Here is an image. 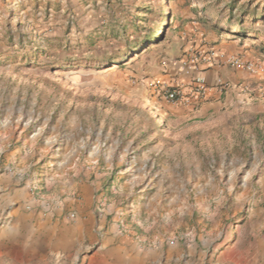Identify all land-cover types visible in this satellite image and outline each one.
<instances>
[{"label":"rangeland","instance_id":"1","mask_svg":"<svg viewBox=\"0 0 264 264\" xmlns=\"http://www.w3.org/2000/svg\"><path fill=\"white\" fill-rule=\"evenodd\" d=\"M197 21L220 23L257 72L232 87L244 98L179 123L147 88L194 54L181 33ZM112 30L143 42L113 58ZM256 34L264 0H0V264H264Z\"/></svg>","mask_w":264,"mask_h":264},{"label":"crops","instance_id":"2","mask_svg":"<svg viewBox=\"0 0 264 264\" xmlns=\"http://www.w3.org/2000/svg\"><path fill=\"white\" fill-rule=\"evenodd\" d=\"M215 21H210L208 24H202L200 22H190L183 28V33H181L182 38L186 40V48L189 47L191 51L194 53H213L214 57L210 61H200L197 63L196 67H192L189 65L188 57L192 54L182 53L179 55L178 60L176 61H167L165 66L166 70L164 74L160 73L158 79L161 82H165L168 84L179 83L182 88V93L184 95H188L191 97L189 92V83L191 78L200 74L205 78V82L208 88V94L201 100L191 99L190 103L182 104V103H171L166 105L164 100L156 94L155 89L152 87L154 82L147 83L151 85V87L147 88V93L152 101H156V99H161L163 101V107L174 117V119L179 122L185 121H207L213 117L215 113H217L220 108L231 100L233 96L237 98H244L242 94L239 93L241 91L240 88L247 87L252 84L253 74H250L243 69L240 68H232L222 64L220 61V56H239L242 57L243 47H239L237 41L233 39L234 36L230 35L227 32H223L221 30V24L215 22L216 27L213 25ZM188 48V49H189ZM184 52V50H182ZM247 62V55H243L242 57ZM162 70V71H163ZM161 71V72H162ZM158 81V80H157ZM219 83H224L229 88L227 91L222 93L221 87H219ZM239 85L240 88L232 89ZM224 95V99L222 100V96ZM154 104V103H153ZM165 113V114H166ZM19 197L15 191V202H18Z\"/></svg>","mask_w":264,"mask_h":264},{"label":"built area","instance_id":"3","mask_svg":"<svg viewBox=\"0 0 264 264\" xmlns=\"http://www.w3.org/2000/svg\"><path fill=\"white\" fill-rule=\"evenodd\" d=\"M212 57H214L213 53H207V55L201 53H194L187 59L189 65H191L192 67H196L197 63H199L200 61H210ZM219 58L222 64L225 66L232 68H240L250 74H254L257 72V69L252 63L247 62L239 56H220ZM218 86L221 87V89L224 88L223 83H219ZM152 87L155 89L157 95L162 97L164 101L170 103L188 104L190 103L191 99L199 101L206 97V95L208 94V88L205 82V78L200 74L194 75L188 85L191 97H189L188 95L186 96L182 93V88L179 83L168 84L165 82H157L154 83ZM70 217L72 218L73 215H70Z\"/></svg>","mask_w":264,"mask_h":264},{"label":"trees","instance_id":"4","mask_svg":"<svg viewBox=\"0 0 264 264\" xmlns=\"http://www.w3.org/2000/svg\"><path fill=\"white\" fill-rule=\"evenodd\" d=\"M255 15L256 17L258 16L257 14H255V12L253 13H247L246 16H253ZM135 17L133 16H129L128 18H126V21H125V25L123 27V31L124 33H127L128 30H131L133 34H136V32L139 31V25H136L135 23ZM139 20H142V19H139ZM243 24V21L242 20H238V23H237V27H239V29H237V31H233V35H235L236 37H242L243 36V28H241V25ZM156 32L152 31L150 32L148 35H146L144 37V40L145 42H151L153 44H159V42L163 39V36H159V37H156ZM109 38H124L120 35V32L118 31H111V33H109ZM133 35H128L127 37H125V41H124V44H125V48H124V51L123 53H119L118 55H116L115 57L113 58H121L122 56H127L129 54H133L135 49L137 47H139L141 45V42H143V40H139L137 37H132ZM256 36H264V35H259V34H256ZM93 44V43H91ZM116 60V59H114ZM262 118V122L264 124V115L261 117Z\"/></svg>","mask_w":264,"mask_h":264}]
</instances>
